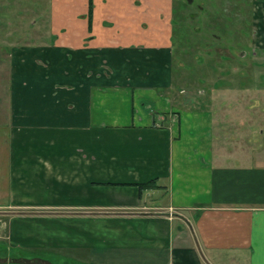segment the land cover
Here are the masks:
<instances>
[{
  "label": "crops",
  "instance_id": "1",
  "mask_svg": "<svg viewBox=\"0 0 264 264\" xmlns=\"http://www.w3.org/2000/svg\"><path fill=\"white\" fill-rule=\"evenodd\" d=\"M52 9L48 39L11 49L12 100L0 102V264H264V131L246 127L258 100L202 105L194 83L210 76H173V0ZM110 46L113 73L136 85L70 86L76 101L57 102L46 76L56 57L101 62Z\"/></svg>",
  "mask_w": 264,
  "mask_h": 264
},
{
  "label": "rangeland",
  "instance_id": "2",
  "mask_svg": "<svg viewBox=\"0 0 264 264\" xmlns=\"http://www.w3.org/2000/svg\"><path fill=\"white\" fill-rule=\"evenodd\" d=\"M262 2L264 0H173L171 18L173 38L168 62L175 77L179 72L186 73L185 70L191 79L192 76H210L203 78L205 81L199 85L194 83V92L199 86L203 89L202 94L196 93L200 95L198 103L202 105L210 95L214 98L212 102L218 107L222 106L223 102L233 103L235 106L240 103L244 109L248 101L258 100V106L252 107L249 111L246 126L255 132L264 131V77H262L264 62H261L264 52L262 56L256 57L252 52L257 44L260 25L263 24V21L259 23L256 21L260 19ZM58 9L59 7L56 10ZM52 11V0H0V102L12 100L10 88L15 63L10 58V53L13 52L11 49L39 46L26 44L48 37L49 25L54 18L51 15ZM51 42L53 39H50L49 43ZM55 48L61 50L60 47ZM111 51L120 50L112 46L103 48L104 56L101 62L56 57L46 74L49 76V87H55V100L76 101L70 92L69 95L63 94L64 88L70 86L79 91L85 88L107 90L112 93L113 88L117 86L121 88L120 85L124 81L123 86L136 85L127 79L128 75L125 79H120L117 73H113L114 63L107 57ZM242 51L245 56L241 55ZM261 51L260 47L256 52ZM154 52L156 53V50ZM89 65L94 67L90 68ZM90 71L92 74L88 75ZM175 80L177 82L174 83L173 89H176V93L183 86L187 87L186 83L179 80V76ZM190 85L192 87L191 80ZM157 86L158 83H154L150 87ZM47 95L41 94L39 97L43 99L48 97ZM70 98L73 99L69 100ZM220 99L227 102L220 103ZM242 109H231L232 119L236 118L235 114H242ZM61 111L64 116L68 114L65 110ZM258 145H254L251 150L257 151ZM56 259L55 264H80L67 257ZM247 259L249 261V256Z\"/></svg>",
  "mask_w": 264,
  "mask_h": 264
},
{
  "label": "trees",
  "instance_id": "3",
  "mask_svg": "<svg viewBox=\"0 0 264 264\" xmlns=\"http://www.w3.org/2000/svg\"><path fill=\"white\" fill-rule=\"evenodd\" d=\"M154 184L156 185V179H151L149 181L136 183L139 191H142L143 189H146V188H151L153 187Z\"/></svg>",
  "mask_w": 264,
  "mask_h": 264
}]
</instances>
